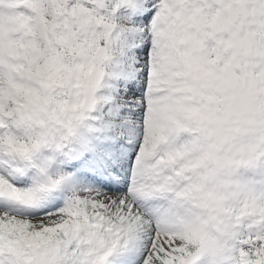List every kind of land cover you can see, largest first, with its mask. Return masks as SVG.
I'll return each mask as SVG.
<instances>
[{"label": "snow or ice", "instance_id": "1", "mask_svg": "<svg viewBox=\"0 0 264 264\" xmlns=\"http://www.w3.org/2000/svg\"><path fill=\"white\" fill-rule=\"evenodd\" d=\"M0 264H264V0H0Z\"/></svg>", "mask_w": 264, "mask_h": 264}]
</instances>
